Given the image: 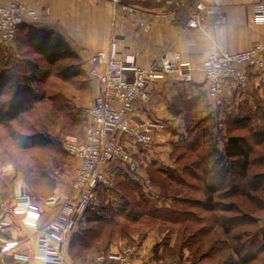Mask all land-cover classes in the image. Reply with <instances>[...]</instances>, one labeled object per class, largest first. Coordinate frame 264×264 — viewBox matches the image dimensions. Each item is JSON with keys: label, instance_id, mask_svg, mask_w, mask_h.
<instances>
[{"label": "rangeland", "instance_id": "1", "mask_svg": "<svg viewBox=\"0 0 264 264\" xmlns=\"http://www.w3.org/2000/svg\"><path fill=\"white\" fill-rule=\"evenodd\" d=\"M26 31L20 30L11 45H0V71L12 75L11 84L1 99L6 105L3 110L11 114L18 107L25 108L15 119L1 117L0 215L7 208L11 209L20 195L28 196L33 204L35 200L53 196L56 199L69 192L78 161L65 151L64 142L71 137L83 139L89 121L87 111L97 94V82L90 75L93 65L85 66L79 58L47 66L27 50ZM60 66L78 69L79 75L61 80L57 77ZM31 71L39 72L36 73L43 80L31 85L29 90L23 88L22 73ZM14 92L19 94L12 103L9 100ZM186 103L190 104L191 100ZM259 108L264 110V104ZM156 134L149 150L163 155V162L146 168L136 151L137 147L143 148L129 143L137 171L128 172L118 164L112 168V188L99 196L97 205L85 211L74 232L63 242L62 250L67 259L73 263L86 262L101 252L129 248L133 259L143 264H243L244 261V264H264V251H258L264 246V239L251 242L264 230L260 224L240 225L242 220H238L232 223L228 234L217 226L211 236H201L198 231L203 224L195 218H208L209 214L194 204L195 199H202L195 190L198 182L182 170L183 166L188 168L196 156L211 151L214 145L219 149L228 135L246 136V132H227L225 125L219 128L210 115L200 118L191 113L184 128ZM39 138L47 144L27 146ZM193 143L197 145L196 150H189ZM179 155H185L186 160L174 162ZM255 194L253 204L240 197L232 200L244 211L250 210L253 221H264V192ZM186 212L191 214H184ZM76 236L89 239L90 243L81 248L75 245L72 250L70 244ZM201 237L206 239V244L197 248L195 242ZM136 242L139 245L146 242V248L154 250V262L147 263L137 256Z\"/></svg>", "mask_w": 264, "mask_h": 264}, {"label": "crops", "instance_id": "2", "mask_svg": "<svg viewBox=\"0 0 264 264\" xmlns=\"http://www.w3.org/2000/svg\"><path fill=\"white\" fill-rule=\"evenodd\" d=\"M259 1L264 0H0V6L20 2L32 9L38 21L28 25L61 36L85 66L93 65L95 53L107 50L112 36H116L119 51L133 56L140 67H149L166 51L180 53L195 67L193 81L184 83L178 76L164 75L148 86L150 101L136 105V116L154 127L153 135H157L184 128L191 113L200 118L210 115L221 128L229 114H236L243 107L253 109L264 101V80L254 68L245 67L249 76L245 89L229 83L219 106L207 97L200 70L203 60L216 49L237 52L249 49L257 41L264 42V24L253 20V5ZM199 3L203 5L201 10L196 7ZM197 12L198 26L188 27L187 21ZM187 100L191 103L187 104ZM219 149H223L222 143ZM136 151L146 168L164 160L163 155H155L149 149L137 147ZM33 205L39 213L35 225L10 213L8 208L2 212L9 224L6 237L21 242L2 254L0 264H43L33 256L28 260L12 256L27 247L35 249L37 229L57 212L54 196L35 200ZM258 224L264 226V221L258 220ZM145 243H135L137 256L147 263L154 262V250L146 248Z\"/></svg>", "mask_w": 264, "mask_h": 264}, {"label": "built area", "instance_id": "3", "mask_svg": "<svg viewBox=\"0 0 264 264\" xmlns=\"http://www.w3.org/2000/svg\"><path fill=\"white\" fill-rule=\"evenodd\" d=\"M196 7L201 10L203 5L199 3ZM253 20L264 24V1L253 5ZM37 21L36 13L20 2L0 6V45H11L20 25ZM198 24V12L193 13L187 26L197 27ZM262 52V41L243 51L216 49L210 52L200 66L207 97L219 106L229 83L237 89H245L249 84L245 67L254 68L264 80ZM194 70L189 61L174 51H166L149 67H140L133 56L119 51L116 36H112L107 50L95 53L90 75L97 82V94L87 111L89 121L83 139L71 137L64 142L65 151L78 161L69 192L54 199L57 212L38 228L35 249L28 247L23 253L13 252L14 259L28 260L33 256L43 264H143L133 259L129 248L101 252L89 261L73 263L67 259L62 245L67 235L74 232L85 211L97 205L99 196L112 188V168L116 164L128 172L137 171L129 143L147 150L153 145L154 127L135 114L137 104L150 101L148 86L169 74L180 77L184 83H191ZM10 213L20 214L30 225H35L39 218L36 207L26 195L16 198ZM8 225L0 215V258L21 242L6 237Z\"/></svg>", "mask_w": 264, "mask_h": 264}, {"label": "trees", "instance_id": "4", "mask_svg": "<svg viewBox=\"0 0 264 264\" xmlns=\"http://www.w3.org/2000/svg\"><path fill=\"white\" fill-rule=\"evenodd\" d=\"M25 29L27 30L24 35L27 41V50H30L34 55L41 58L47 66H53L68 59L79 60L78 55L71 50L64 39L50 31L22 24L17 29L15 39L18 32ZM60 67L57 71V77L61 80H67L79 75L78 69H72L70 66ZM36 72L31 71V73L24 75L22 73L23 88L27 87L30 90L31 85L42 82L43 77L37 74L39 72ZM11 81L12 75L5 70H1L0 123L1 117L6 116L8 120H12L17 118L23 109H25L18 107L11 114H8L9 111L3 110V107L5 108L6 105L1 102V99ZM18 94L14 92L9 101L12 103L16 102ZM41 99H44V97L42 96ZM260 104H264V101H259L253 109L246 107L239 108L236 114H229L223 122L227 132L234 130L245 131L246 136H233L230 134L226 137L222 150L214 145L212 150L204 156L201 154L200 156H196L189 166L192 169L190 172L189 167L183 166L182 170L190 173V177L198 182L195 190L200 192L202 199H195L194 204H197L198 208L209 214L208 218H205L206 216L195 218L203 224L200 231H198L203 237L211 236L213 228L217 226L222 229L224 234H228L232 223L238 220H242L239 223L240 225L244 223L258 224L259 219L253 221L251 211H244L239 203L233 201L232 198L240 197L253 204L255 202V192H264V110L261 111L259 108ZM46 144V141L39 138L32 140L27 146L43 147ZM195 144L189 145L188 149L196 150L197 145L195 146ZM174 160L179 163L181 161L184 162L186 158L185 155H179ZM184 180L182 178V181ZM227 199L228 201H226ZM184 214L190 215L191 213L186 212ZM208 222L209 224H207ZM260 228L262 229L264 226ZM203 237L196 240L197 248L202 245L203 247L205 246L206 239H203ZM257 239H264V230L258 232L257 238L252 239V244ZM208 241L210 240L208 239ZM89 243V239L76 236L71 241L70 249L73 250L75 245H78L79 248L87 247ZM258 251H264V246H261Z\"/></svg>", "mask_w": 264, "mask_h": 264}]
</instances>
